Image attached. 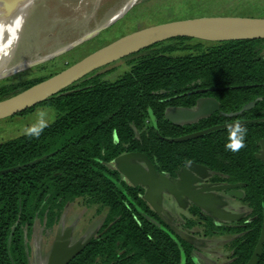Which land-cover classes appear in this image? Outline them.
Here are the masks:
<instances>
[{
    "label": "trees",
    "instance_id": "trees-1",
    "mask_svg": "<svg viewBox=\"0 0 264 264\" xmlns=\"http://www.w3.org/2000/svg\"><path fill=\"white\" fill-rule=\"evenodd\" d=\"M263 51L264 39L170 38L123 57L128 68L117 78L94 71L38 104L57 111L42 134L0 142V170L19 167L0 175V264H28L26 234L31 235L35 220L52 228L77 198L108 211L97 235L70 264H196L193 244L150 207L144 188L128 183L109 165L125 152L147 154L161 174L176 176L199 163L213 172L214 181L243 183L249 215L241 225L212 228L218 234H240L231 244V264H246L263 225L264 162L257 153L264 120L243 124L246 147L234 153L225 148L227 127L181 142L167 140L226 123L225 116L177 125L165 114L213 96L226 112L242 109L240 116L248 119L262 115ZM53 75L1 81L0 101ZM251 101L256 105L244 109ZM257 264H264V243Z\"/></svg>",
    "mask_w": 264,
    "mask_h": 264
},
{
    "label": "rangeland",
    "instance_id": "rangeland-1",
    "mask_svg": "<svg viewBox=\"0 0 264 264\" xmlns=\"http://www.w3.org/2000/svg\"><path fill=\"white\" fill-rule=\"evenodd\" d=\"M93 1L95 0H45L39 3V6L25 19L17 48L7 63V69H10L8 72L12 74L0 82L55 75L126 32L131 33L137 30L138 27L199 17L264 18V0H139L113 25L88 37V40L80 45L57 54L64 47L109 20L122 9L126 2V0H96L94 4ZM192 43L195 41L193 40ZM115 60L90 73L106 71L107 78H117L128 66L120 57ZM27 64L30 65L20 68ZM40 111L47 113L48 123L56 119L57 111L50 105H36L33 111L26 110L0 119V142L22 135L25 127L36 123L37 114ZM116 159L109 164L114 169H118L120 163L130 161L125 158ZM214 197L215 202L209 209L200 208L215 214L237 209L228 203L236 206L235 201L222 197L228 201L224 202L220 197L216 195ZM153 205H151L152 209L163 221L176 229L183 228V216L188 215V210L182 202L162 196V198L158 197ZM246 208H248L247 205ZM106 214L107 208L101 207L99 203H89L85 198H77L66 205L60 221L52 228L40 218L36 219L31 235L26 234L28 264L47 263L54 239L59 231L63 233L71 228L73 239L71 243L79 240L86 241L92 235L95 236ZM200 227L202 226L197 228ZM205 238L202 236L195 240L196 246L198 244L200 249L207 245L213 246L215 242L213 238L211 240ZM189 240L192 242L191 239ZM207 252L204 250V256L212 254ZM200 256L202 257L201 253L198 254V257Z\"/></svg>",
    "mask_w": 264,
    "mask_h": 264
},
{
    "label": "water",
    "instance_id": "water-1",
    "mask_svg": "<svg viewBox=\"0 0 264 264\" xmlns=\"http://www.w3.org/2000/svg\"><path fill=\"white\" fill-rule=\"evenodd\" d=\"M243 19L252 21V24L227 30L219 34H214L213 32H202L198 33L195 29L190 30H180L183 27H196L204 20L216 21L217 19ZM160 36V37H158ZM154 38V40L149 43L130 51L129 53L123 55L121 59L131 53H134L144 47L154 44L159 41L167 40L175 37H192L207 41H231V40H247V39H264V18H251V17H238V16H215V17H199L190 18L182 20H174L169 22H164L152 26H147L139 30L133 31L126 35H123L116 40L104 45L103 47L95 50L94 52L88 54L78 62L68 66L61 72L51 76L50 78L39 82L30 88L4 100L0 101V104L5 103L9 100H13L20 97L22 94L28 92L35 87L46 84L38 94L24 100L21 103L15 104L8 108L0 109V119L11 117L13 115L24 112L36 105L44 102L53 95L58 94L63 91L71 84L77 80L83 78L85 75L89 74L92 70L98 67H92V64L102 58H105L112 53L122 49L126 46L135 44L146 38ZM104 66V65H102ZM101 67V66H99ZM255 105L254 102L247 104L244 109H249ZM219 101L214 97H203L197 101L196 106L192 108L186 107H172L167 110L166 118L177 125L190 124L198 121V119L209 116L219 110ZM251 120H240L242 124L250 122ZM256 121V120H254ZM236 122V121H235ZM235 122L225 123L221 125H215L213 127L196 131L188 135H183L180 137L167 138L170 142H181L188 139L196 138L202 136L208 132L225 128L229 124H234ZM262 150L259 153V157L263 158L264 154V144ZM125 158L130 161H124L119 164L118 170L121 174L132 184L136 186H143L146 188L144 198L148 201L150 205H153L158 197L162 198L163 193L167 192L174 196L176 200L184 202V199H189L192 203L203 209H209L210 206L215 202L213 191L228 189L238 187L239 184H226V185H206L204 183L205 176L209 173L206 166L199 163H190L183 170L178 172V178L176 181L170 180V178L161 174L151 158L142 152H129L116 160ZM40 160V159H38ZM35 160L32 163L37 162ZM19 167H13L9 169L0 170V175L8 173L10 171L16 170ZM242 195V194H241ZM210 196V197H209ZM154 206V205H153ZM205 207V208H204ZM152 221L157 222L155 219ZM158 223V222H157ZM94 235H92L86 241H72V229H66L63 233L58 232L56 239L54 241L48 263L47 264H69V262L74 259L84 248L91 242ZM264 242V221L263 228L259 243L254 251L251 260L247 264H255L257 262L258 256L261 254L262 245Z\"/></svg>",
    "mask_w": 264,
    "mask_h": 264
},
{
    "label": "flooded vegetation",
    "instance_id": "flooded-vegetation-1",
    "mask_svg": "<svg viewBox=\"0 0 264 264\" xmlns=\"http://www.w3.org/2000/svg\"><path fill=\"white\" fill-rule=\"evenodd\" d=\"M141 28H144V27H138L137 30L141 29ZM136 31V30H134ZM133 32V31H132ZM130 33V31L126 32L125 34L123 35H126ZM121 35V36H123ZM120 36V37H121ZM119 38V37H118ZM117 39V38H116ZM115 39V40H116ZM114 41V40H113ZM94 52V51H93ZM203 97H213V96H203ZM203 97H200V98H203ZM199 98V99H200ZM215 98V97H214ZM198 99V100H199ZM217 99V98H216ZM197 100V101H198ZM218 100V99H217ZM258 100H262V98H258ZM219 101V104H220V108L219 110H217L216 112H214L213 114L209 115V116H206V117H203V118H208V117H211V116H216L217 118H219L220 116H225L227 119H228V122L226 123H230V122H235V121H240V120H251V121H258V120H264V108L263 106L260 108L261 109V114L262 115H259L257 116L256 118L254 119H248L247 117L245 116H240L243 114L244 110L240 109L238 111H234V112H226L224 109H223V106H222V103L220 100ZM251 102H254L255 105H256V102L257 101H251ZM249 102V103H251ZM249 103H246L245 106ZM197 104V103H196ZM196 104L194 106H196ZM254 105V106H255ZM192 106V107H194ZM244 106V107H245ZM253 106V107H254ZM192 107H186V108H192ZM251 107V108H253ZM249 108V109H251ZM170 109V108H169ZM25 112V111H24ZM167 112V111H166ZM23 113V112H22ZM166 116V114H165ZM219 116V117H218ZM202 119V118H200ZM198 119V121L200 120ZM196 121V122H198ZM195 123V122H193ZM191 124V123H190ZM222 124H225V123H222ZM186 125V124H184ZM218 125H221V124H218ZM213 127V126H212ZM264 144V140L261 141V145H260V148H259V151L257 153L258 157H259V153L260 151L262 150V146ZM126 153H129V152H125L123 153L122 155L126 154ZM121 155V156H122ZM260 158V157H259ZM263 162H264V154H263V158H260ZM189 165V164H188ZM205 166V165H204ZM186 167V166H185ZM185 167H183L181 170H183ZM208 168V167H207ZM179 170V171H181ZM209 170V168H208ZM178 171V172H179ZM121 173V172H120ZM170 180L172 181H176L177 178H178V173L176 176H170V175H167ZM213 172L209 170V173L205 176L204 178V183L207 185H226V184H239L238 187H234V188H228V189H221V190H216V191H213L212 193L218 197H220L222 199V197L224 198H229L230 200L232 201H235V204L236 206H233L232 203L222 199L224 202H228L229 204H231L232 207H236L237 209L235 210H231V211H220L218 212L217 214L213 213V212H210V211H206V210H203L201 209L199 206H197L196 204L192 203L189 199H184V202H182L184 204V207H186V210H188V215H184L183 216V219H184V222L182 223V227L181 229H176L174 227H172L171 225H169V227L175 232V234H177L178 236H180L181 238H183L184 240L190 242L191 244H193L194 246V250L192 252V256H193V259L195 261L196 264H203L204 261L201 260V256L198 257V254L201 253L202 254V257H204V250H206V248L202 247V249H200L198 247V244L196 246L195 243L191 242L189 240V238L187 236H185L184 233H195L197 234L199 237H202V236H205L209 239H214V243H213V246L212 248H210L209 250L210 253H214L213 255H215L216 257L218 256H221L222 259L220 262H216L217 264H231L233 261H234V258H233V250L231 248V244H232V241L237 237L239 236L240 234H232V233H224V234H218L217 230H214L212 228V226H220V225H224V226H227V227H232V226H238L240 223V221L242 220V218L246 217L249 215V213L251 212V208L250 206L248 205V203L244 200V196H245V193H244V189H243V183H229V182H225V181H221V182H218V181H214L213 180ZM122 177H124L122 175ZM124 180H127V179H124ZM128 183H130L128 181ZM131 184V183H130ZM136 186V185H135ZM143 187V186H142ZM144 188V191L146 192V188ZM242 194V195H241ZM164 197H171V198H175L174 196H172L171 194L167 193V192H164L163 193V198ZM176 199V198H175ZM148 202V201H147ZM180 202V201H179ZM149 204V203H148ZM150 205V204H149ZM246 205L248 206V208H246ZM195 206L199 207V211H197L195 209ZM151 207V205H150ZM104 208H107V207H104ZM152 208V207H151ZM246 208V209H245ZM108 211V209H107ZM39 219V218H38ZM156 220V219H155ZM209 220L211 221V223L209 222ZM42 221V220H41ZM158 222V220H156ZM183 221V220H182ZM263 221H264V215H263ZM44 222V221H43ZM154 222V221H153ZM156 222V223H157ZM165 222V221H164ZM166 223V222H165ZM190 223H195L194 225H190ZM35 224V223H34ZM103 224V223H102ZM157 224L161 225L160 222H158ZM167 224V223H166ZM241 225V224H240ZM199 226H202L200 228H197ZM262 228H263V225H262ZM211 232H210V231ZM177 231V232H176ZM98 233V232H97ZM209 233V234H208ZM262 233V231H261ZM97 235V234H96ZM95 235V236H96ZM219 237H224L226 240L224 242H222V244H220L217 239ZM56 239V238H55ZM54 239V241H55ZM197 239V238H196ZM73 240V239H72ZM260 240V239H259ZM221 242V240H219ZM75 242V241H74ZM73 242V243H74ZM259 243V242H258ZM264 243V242H263ZM54 244V243H53ZM258 245V244H257ZM53 247V246H52ZM263 247V245H262ZM85 249V248H84ZM200 249V250H199ZM217 249V250H216ZM219 250L220 253H219ZM207 251V250H206ZM262 252V251H261ZM81 253V252H80ZM254 254V253H253ZM79 255V254H78ZM77 255V256H78ZM50 256V255H49ZM76 256V257H77ZM259 257V256H258ZM252 258V257H251ZM49 259V258H48ZM218 259V258H217ZM73 260V259H72ZM71 260V261H72ZM251 260V259H250ZM249 260V261H250ZM70 261V262H71ZM248 261V262H249ZM69 262V264H70ZM247 262V263H248ZM48 263V261H47ZM46 263V264H47ZM246 263V264H247ZM258 263V259H257V262L255 264ZM138 264H146V263H143V262H140Z\"/></svg>",
    "mask_w": 264,
    "mask_h": 264
},
{
    "label": "bare ground",
    "instance_id": "bare-ground-1",
    "mask_svg": "<svg viewBox=\"0 0 264 264\" xmlns=\"http://www.w3.org/2000/svg\"><path fill=\"white\" fill-rule=\"evenodd\" d=\"M45 0H0V80L7 78L12 74V72H8L10 69H7V63L9 58L13 56L14 51L17 48L19 43L21 30L24 25L25 19L30 15L31 11L36 9L39 6V3H42ZM99 1V0H97ZM139 0H126L125 4L123 5L122 9L114 14L109 20L105 21L101 26H98L93 31L85 34L83 37L79 38L74 43L64 47L63 49L58 51V53H63L71 48L80 45L81 43L88 40V37H92L96 33L101 32L102 30L106 29L113 25L117 19L121 18L125 12L132 9ZM96 3V0L93 1ZM252 24V21L239 19H217L216 21L211 20H204L199 25L197 24L196 27H183L180 30H197L198 33L202 32H213L214 34H219L221 32L247 26ZM70 25V24H69ZM160 37V36H158ZM154 40V38H146L143 39L135 44L126 46L118 51L112 53L111 55L102 58L96 62H94L91 66L92 67H99L102 65H106L108 63L113 62L117 57L132 51L136 48H139L150 41ZM50 58V57H49ZM46 60L48 58H45ZM30 64L23 65L20 67L21 69L27 67ZM16 69V68H15ZM46 84L41 86L35 87L34 89L29 90L28 92L22 94L20 97H17L13 100H9L5 103L0 104V109L8 108L15 104L21 103L24 100L34 96L35 94L40 93L43 91L42 89L45 87ZM43 87V88H42Z\"/></svg>",
    "mask_w": 264,
    "mask_h": 264
},
{
    "label": "clouds",
    "instance_id": "clouds-1",
    "mask_svg": "<svg viewBox=\"0 0 264 264\" xmlns=\"http://www.w3.org/2000/svg\"><path fill=\"white\" fill-rule=\"evenodd\" d=\"M37 116L38 119L36 123L23 129L24 135L38 138L48 126V120L46 119L47 113L45 111L38 112ZM227 132L228 142L225 144L226 150L235 153L246 147L245 139L247 128L240 121L227 125Z\"/></svg>",
    "mask_w": 264,
    "mask_h": 264
},
{
    "label": "crops",
    "instance_id": "crops-1",
    "mask_svg": "<svg viewBox=\"0 0 264 264\" xmlns=\"http://www.w3.org/2000/svg\"><path fill=\"white\" fill-rule=\"evenodd\" d=\"M189 239L192 240L193 243H195L196 238H198L199 236L197 234H193V233H184ZM205 239H209V238H205ZM211 240V239H210ZM221 240V242L219 241ZM226 239L224 237H219L217 239V241L222 244V242H224ZM204 248H206V250L208 251L207 253H209L211 250H209L210 248H212V246H204ZM200 250V249H199ZM205 250V251H206ZM214 253H212L211 255H206L204 257H201V260L204 261L203 264H217L216 262H220L222 257L218 256L216 257L215 255H213ZM218 258V259H217Z\"/></svg>",
    "mask_w": 264,
    "mask_h": 264
}]
</instances>
